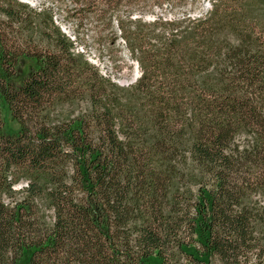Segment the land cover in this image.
Here are the masks:
<instances>
[{
	"label": "trees",
	"instance_id": "obj_1",
	"mask_svg": "<svg viewBox=\"0 0 264 264\" xmlns=\"http://www.w3.org/2000/svg\"><path fill=\"white\" fill-rule=\"evenodd\" d=\"M167 1L0 0V264H264V0Z\"/></svg>",
	"mask_w": 264,
	"mask_h": 264
},
{
	"label": "rangeland",
	"instance_id": "obj_2",
	"mask_svg": "<svg viewBox=\"0 0 264 264\" xmlns=\"http://www.w3.org/2000/svg\"><path fill=\"white\" fill-rule=\"evenodd\" d=\"M34 1V0H30ZM50 2V0H36V6L42 5L44 2ZM213 0H169L165 2L161 7L154 6V10L145 15V20L149 22L155 21L157 17H163L167 21H171L175 17H181L187 15L188 17L196 18L200 17L206 12H208L212 8ZM210 3V8L205 9V5ZM115 25V30L117 31L116 38L112 39V42H115L114 49L115 53H110L106 47L103 45L96 46V49H100L99 52L96 51L95 48L87 49L84 45H78L77 48L80 52L84 51L88 60L100 71V74L111 78L113 82L119 83L123 81L131 82L136 76V68L138 64L130 58L127 48L125 47L124 40L121 37V31L117 25ZM62 28L66 29L69 34L73 36V30L67 26L62 24ZM92 40L91 37H88ZM28 64L27 62H22L18 68L19 78L22 79L24 75L27 73ZM139 74H140V70ZM121 86V85H120ZM75 108L63 107V109H59V114L61 111L64 116L71 115V112ZM3 132L6 135H11L16 133L19 130V126L16 122H14L11 118L9 112L5 109L3 112ZM24 184V183H23ZM22 184L19 185L16 189H21ZM184 264H188L184 262ZM213 264H219L217 261H214Z\"/></svg>",
	"mask_w": 264,
	"mask_h": 264
},
{
	"label": "water",
	"instance_id": "obj_3",
	"mask_svg": "<svg viewBox=\"0 0 264 264\" xmlns=\"http://www.w3.org/2000/svg\"><path fill=\"white\" fill-rule=\"evenodd\" d=\"M19 1L22 2V3L29 4V5H31L32 7H35L36 4H37L36 0H34V1H30V0H19ZM208 8H210V3H209V2L205 5V9H208ZM62 30H63L66 34H68L69 36H71V34H69V32H67L66 29L62 28ZM72 39L74 40L73 37H72ZM138 70H139V68H138V66H137V68H136V71H137L136 76H135V78H134L131 82L128 83L127 81H123V82H119L118 84L121 85V86H129L130 84L135 83V82L138 80V78L140 77V74H139V71H138Z\"/></svg>",
	"mask_w": 264,
	"mask_h": 264
},
{
	"label": "built area",
	"instance_id": "obj_4",
	"mask_svg": "<svg viewBox=\"0 0 264 264\" xmlns=\"http://www.w3.org/2000/svg\"><path fill=\"white\" fill-rule=\"evenodd\" d=\"M84 52V51H83Z\"/></svg>",
	"mask_w": 264,
	"mask_h": 264
}]
</instances>
